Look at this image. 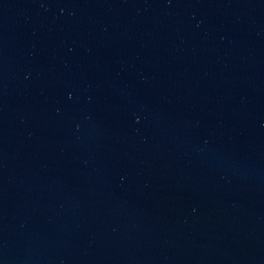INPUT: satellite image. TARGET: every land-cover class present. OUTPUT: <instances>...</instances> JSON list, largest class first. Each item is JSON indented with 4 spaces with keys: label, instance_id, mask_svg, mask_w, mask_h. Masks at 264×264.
Instances as JSON below:
<instances>
[{
    "label": "water",
    "instance_id": "95a60500",
    "mask_svg": "<svg viewBox=\"0 0 264 264\" xmlns=\"http://www.w3.org/2000/svg\"><path fill=\"white\" fill-rule=\"evenodd\" d=\"M0 264H264V0H0Z\"/></svg>",
    "mask_w": 264,
    "mask_h": 264
}]
</instances>
